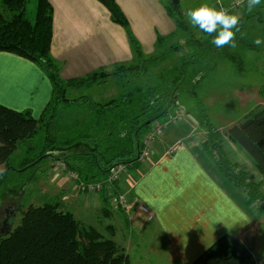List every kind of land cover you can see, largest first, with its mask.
<instances>
[{"label":"trees","instance_id":"1","mask_svg":"<svg viewBox=\"0 0 264 264\" xmlns=\"http://www.w3.org/2000/svg\"><path fill=\"white\" fill-rule=\"evenodd\" d=\"M108 11L113 23L128 30V23L114 0H96ZM27 0H0V52L9 53L38 65L46 75L50 86V100L38 119L30 111L17 112L0 105V167L4 172L0 183L5 181L9 170L8 159L20 143L33 139L43 128L49 131L60 110L81 107L87 112L89 122L75 137L61 144L53 152L57 163L66 171L76 172L79 182L88 184L104 180L108 170L116 165L128 170L139 168L138 157L143 149V132L153 122L165 118L185 88V66L180 70H168L158 76L159 84L141 91L125 93L105 103H89L85 98L67 99L71 89L90 88L97 83L96 73L85 78L64 81L59 68L50 57L52 42V7L47 0H37L33 21L25 17ZM177 31L165 38L158 37L155 48L161 50L166 38L174 37L186 25L181 21L179 3L167 7ZM245 19L241 18V27ZM134 56L131 64L115 67L114 75L123 82L129 77L145 78L163 63L167 56L183 50L179 45L171 46L165 54L145 58L137 42L128 33ZM203 46L199 41L186 40L189 50ZM166 51V50H165ZM191 54V53H190ZM194 54L190 56L192 58ZM170 71V72H169ZM124 83V82H123ZM264 99V88L258 92ZM196 124L205 130L203 150L210 155L222 177L233 187L242 191L248 203H258L259 213L264 214V180L254 183L248 180L235 164H231L221 147L219 130L196 119ZM227 139L238 145L254 162L256 170L264 178V108L257 107L244 116L239 123L230 126L225 133ZM80 148L82 151L68 152ZM42 153L35 160L45 155ZM116 191V190H115ZM104 201L107 194L103 192ZM255 239L240 242L230 235L216 239L191 264H260L254 258ZM0 264H129L123 249L115 242L104 239L92 228L81 227L74 217L60 209L59 203H46L40 207H29L18 226L0 238Z\"/></svg>","mask_w":264,"mask_h":264},{"label":"rangeland","instance_id":"2","mask_svg":"<svg viewBox=\"0 0 264 264\" xmlns=\"http://www.w3.org/2000/svg\"><path fill=\"white\" fill-rule=\"evenodd\" d=\"M178 2L183 15L181 21L186 25L183 31L180 30L174 37L166 38L161 50H157L154 45L153 53L147 55L142 51L140 43L136 42L145 58L165 54L171 46L176 44L183 47L182 51L167 56L166 60L145 78L131 76L124 79L123 83L114 75V68L110 72H97V83L92 87L71 89L66 93V98L69 100L85 98L89 103H105L119 95L134 92L135 88H140L141 91L148 87L153 88L159 84L158 76L162 72L180 70L181 63L193 62L185 66L184 86L186 89L178 96L177 106L172 108L165 118L153 121L143 132L142 141H145L157 130L156 126L161 128L159 137L149 150L150 157L144 164L138 162L139 168L147 166L152 159L159 157L155 153L156 146L158 142L162 143L167 137L171 138L175 135L180 139L182 135H192L191 137L203 140L206 132L197 126L196 119L198 118L219 130L220 142H226L228 139L225 133L230 126L242 121L244 116L257 107L264 108V99L258 95L259 90L264 88V45L260 47L254 45L258 37L264 39V0L261 6L252 12H249L244 4L235 7L233 11L246 20L237 34L236 47H225L224 49L215 48L211 44V37L193 28L184 15L186 9L196 7L201 3L207 2L219 6L217 0H178ZM230 2L234 4L236 0H220V3L229 8ZM35 12L36 4L29 3L25 17L33 21ZM186 40H197L203 46L201 45L195 51L189 50L184 48ZM190 53L194 54L192 58H190ZM104 94L109 96V99L100 102L99 100L105 97ZM88 120L87 112L81 107L60 110L57 112L53 127L48 132L42 128L33 139L18 145L16 151L8 159L10 171L5 181L0 183V230L7 208L15 212L9 220V225L13 230L19 225L22 213L30 206L40 207L46 203L57 202L60 209L70 213L81 227L92 228L104 239L115 242L119 248L123 249L129 264H180L179 261L173 260L169 249L153 225H145L144 222L142 224L144 227L133 234V225L129 220L130 207L117 211L112 208L108 200L104 201L103 193L78 192L76 185L65 177L61 163L44 159L33 167L25 166L45 151L57 149L61 144H66L83 130ZM230 142L225 147L231 151ZM173 145L170 146V151L173 150ZM69 150V153L82 151L80 148ZM231 152V155L238 160V155L234 150ZM231 155L229 154V157L233 161L234 158ZM246 167L245 170H249L250 167L247 164ZM4 169L0 167V177ZM138 169H129L122 180L124 189L121 188L120 191L126 194L128 202H131L130 189L135 181L132 172ZM249 174L252 179L248 180L251 182L260 183L264 180L255 169H250ZM261 191L264 192V186ZM243 194L248 209L258 211L261 204L248 203L246 194ZM255 233L257 235L256 248L253 255L258 262L264 264V222L258 225Z\"/></svg>","mask_w":264,"mask_h":264},{"label":"crops","instance_id":"3","mask_svg":"<svg viewBox=\"0 0 264 264\" xmlns=\"http://www.w3.org/2000/svg\"><path fill=\"white\" fill-rule=\"evenodd\" d=\"M47 1L52 7L50 57L64 81L110 72L134 61L128 33L147 55L153 53L157 37L165 38L177 31L167 12L171 0H114L128 30L113 23L108 11L96 0ZM27 2L35 4L37 0ZM50 96V83L38 65L0 52V105L17 112L30 111L38 119ZM104 96L100 102L109 99ZM191 136L178 139L172 135L158 142L155 153L159 157L132 172L135 181L130 189L133 234L144 227V222L153 225L173 260L180 264H191L222 235L240 242L254 238L256 242L255 231L264 222V214L250 211L243 192L219 173L215 160L202 148L203 140ZM228 142H221L227 160L252 179L249 171H256L254 162L230 142L231 151L239 158L235 159L225 147ZM246 164L250 167L247 171ZM140 206L149 215L140 212Z\"/></svg>","mask_w":264,"mask_h":264},{"label":"clouds","instance_id":"4","mask_svg":"<svg viewBox=\"0 0 264 264\" xmlns=\"http://www.w3.org/2000/svg\"><path fill=\"white\" fill-rule=\"evenodd\" d=\"M216 4L207 2L185 10L184 15L193 28L211 37V44L217 49L225 47L235 48L237 34L241 28V17L233 11V8L225 7L220 0ZM236 4H244L249 12L261 6L262 0H236ZM235 7V5L233 6ZM256 47L264 45V39L257 38L254 41Z\"/></svg>","mask_w":264,"mask_h":264},{"label":"built area","instance_id":"5","mask_svg":"<svg viewBox=\"0 0 264 264\" xmlns=\"http://www.w3.org/2000/svg\"><path fill=\"white\" fill-rule=\"evenodd\" d=\"M234 5L235 7H238L240 4H236V2L231 4L230 8H233V10L235 9V7H233ZM156 127L157 130L153 132L152 136H149L145 141H143V149L138 157V162L140 164H144L145 161L150 157L149 150L151 149V146L153 145L156 138L159 137V134L161 133V128L159 126ZM60 166L63 169L67 180L73 182L76 185L78 192L84 194L105 192L107 194L109 204L114 210L117 211L126 210L131 206V202H128L126 194L123 191H120L121 188L124 189L122 180L123 177L128 173V169L126 167L121 165L113 166L108 170L107 176L104 180L100 182L84 184L79 182V177L76 172L66 171L63 164H60ZM138 209L143 214L149 215L148 210L143 206H140Z\"/></svg>","mask_w":264,"mask_h":264},{"label":"flooded vegetation","instance_id":"6","mask_svg":"<svg viewBox=\"0 0 264 264\" xmlns=\"http://www.w3.org/2000/svg\"><path fill=\"white\" fill-rule=\"evenodd\" d=\"M17 210V208H16ZM15 215V212L10 211V209H5V216L3 220L1 221V233L0 238L4 237V235H8L11 232V227L9 225V220Z\"/></svg>","mask_w":264,"mask_h":264},{"label":"water","instance_id":"7","mask_svg":"<svg viewBox=\"0 0 264 264\" xmlns=\"http://www.w3.org/2000/svg\"><path fill=\"white\" fill-rule=\"evenodd\" d=\"M177 4H178V0H171V5L172 6H176ZM44 159H51V160L59 161L58 159L55 158L53 152H49V153L43 155L42 157H40L38 160H36L32 164H30L29 166H27V168H30V167H33V166L37 165L38 163H40Z\"/></svg>","mask_w":264,"mask_h":264}]
</instances>
